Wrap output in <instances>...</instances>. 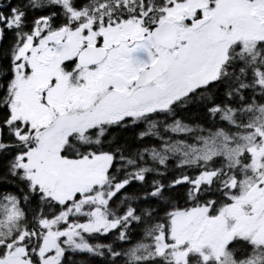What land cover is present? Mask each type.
<instances>
[{
  "label": "snow or ice",
  "instance_id": "1",
  "mask_svg": "<svg viewBox=\"0 0 264 264\" xmlns=\"http://www.w3.org/2000/svg\"><path fill=\"white\" fill-rule=\"evenodd\" d=\"M0 264H264V0H0Z\"/></svg>",
  "mask_w": 264,
  "mask_h": 264
}]
</instances>
